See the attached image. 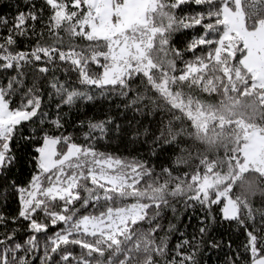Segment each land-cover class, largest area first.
<instances>
[{"label":"snow or ice","instance_id":"6c2138e0","mask_svg":"<svg viewBox=\"0 0 264 264\" xmlns=\"http://www.w3.org/2000/svg\"><path fill=\"white\" fill-rule=\"evenodd\" d=\"M0 264H264V0H0Z\"/></svg>","mask_w":264,"mask_h":264}]
</instances>
